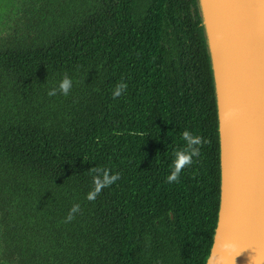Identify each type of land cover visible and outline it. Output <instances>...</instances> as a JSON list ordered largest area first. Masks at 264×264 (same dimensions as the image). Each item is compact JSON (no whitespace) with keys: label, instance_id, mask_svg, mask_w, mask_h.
<instances>
[{"label":"trees","instance_id":"obj_1","mask_svg":"<svg viewBox=\"0 0 264 264\" xmlns=\"http://www.w3.org/2000/svg\"><path fill=\"white\" fill-rule=\"evenodd\" d=\"M80 1L53 40L0 63V215L26 264H205L221 165L197 0ZM185 130L200 154L167 182ZM93 167L120 175L90 201Z\"/></svg>","mask_w":264,"mask_h":264},{"label":"water","instance_id":"obj_2","mask_svg":"<svg viewBox=\"0 0 264 264\" xmlns=\"http://www.w3.org/2000/svg\"><path fill=\"white\" fill-rule=\"evenodd\" d=\"M214 79L221 192L205 264H264V0H197Z\"/></svg>","mask_w":264,"mask_h":264},{"label":"flooded vegetation","instance_id":"obj_3","mask_svg":"<svg viewBox=\"0 0 264 264\" xmlns=\"http://www.w3.org/2000/svg\"><path fill=\"white\" fill-rule=\"evenodd\" d=\"M58 10L62 12L56 16ZM66 12L59 0H0V63L26 47L53 40L56 25L70 24ZM24 245L16 225L0 215V264H26L21 251Z\"/></svg>","mask_w":264,"mask_h":264},{"label":"clouds","instance_id":"obj_4","mask_svg":"<svg viewBox=\"0 0 264 264\" xmlns=\"http://www.w3.org/2000/svg\"><path fill=\"white\" fill-rule=\"evenodd\" d=\"M71 87V78L67 75H64L58 83V89L60 93L67 95ZM126 89V82H117L112 91L113 98L120 97ZM56 91L57 89L53 88L48 94L55 95ZM181 135L185 141V147L183 149L177 150L174 153L175 158L172 161L170 174L166 176L167 182L178 181L181 170L185 166L190 165L193 162V158L198 157L200 154V145L202 143L201 137L199 135H193L188 130L183 131ZM92 173V187L85 195V198L90 201L94 200L102 189L110 187L113 183H115L119 179L120 175L118 172H111L109 169L102 167H93ZM79 209L80 205L78 203L73 204L66 219H73V213L78 212Z\"/></svg>","mask_w":264,"mask_h":264},{"label":"rangeland","instance_id":"obj_5","mask_svg":"<svg viewBox=\"0 0 264 264\" xmlns=\"http://www.w3.org/2000/svg\"><path fill=\"white\" fill-rule=\"evenodd\" d=\"M73 4H71V0H59V3L63 5V7H65V10L67 11L66 14L70 15V12H79L80 8L82 7V3L83 1L79 0H73ZM77 1V3H76ZM60 12H62V10H58L56 12V16H58L60 14ZM69 12V13H68ZM47 37V36H46Z\"/></svg>","mask_w":264,"mask_h":264}]
</instances>
